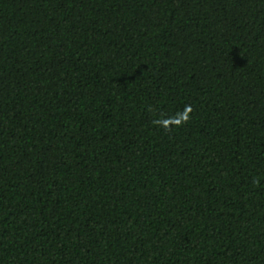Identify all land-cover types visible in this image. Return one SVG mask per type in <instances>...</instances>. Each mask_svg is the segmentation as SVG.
<instances>
[{
    "label": "trees",
    "instance_id": "1",
    "mask_svg": "<svg viewBox=\"0 0 264 264\" xmlns=\"http://www.w3.org/2000/svg\"><path fill=\"white\" fill-rule=\"evenodd\" d=\"M0 264H264V0H0Z\"/></svg>",
    "mask_w": 264,
    "mask_h": 264
}]
</instances>
